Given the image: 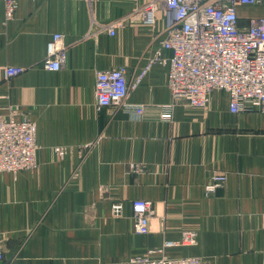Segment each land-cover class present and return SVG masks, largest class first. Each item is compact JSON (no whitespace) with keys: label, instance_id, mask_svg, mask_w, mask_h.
<instances>
[{"label":"crops","instance_id":"1","mask_svg":"<svg viewBox=\"0 0 264 264\" xmlns=\"http://www.w3.org/2000/svg\"><path fill=\"white\" fill-rule=\"evenodd\" d=\"M148 1L21 0L12 17L0 1V67H24L10 79L0 69V118L18 108L37 123V164L0 172V264L159 256L185 229L197 232V243L167 247V255L264 264L262 113L231 112L221 90L204 107L176 101L161 61L130 87L127 105L96 107L97 71L124 66L131 84L156 50L171 55L162 21L150 24L139 10ZM256 8L264 14L240 6L242 21ZM56 31L68 55L54 71L43 59ZM217 174L225 180L209 191ZM135 197L153 202L148 233L135 230ZM115 203L123 205L119 216Z\"/></svg>","mask_w":264,"mask_h":264},{"label":"built area","instance_id":"2","mask_svg":"<svg viewBox=\"0 0 264 264\" xmlns=\"http://www.w3.org/2000/svg\"><path fill=\"white\" fill-rule=\"evenodd\" d=\"M5 4L7 17H12L21 0H0ZM92 1V0H86ZM240 6L264 7V0H149L139 10L150 24L161 20L165 37L162 47L171 51L163 57L161 50L142 67L130 84L124 66L97 71L96 107L127 105L131 86L142 82L152 65L161 61L168 65L167 83L176 101L204 107L212 90H221L229 97V109L258 111L264 118V14L249 15L242 21ZM118 22L107 25L111 34ZM68 45L65 35L53 32L47 42L43 66L60 69L66 61ZM5 79L24 71L21 65L0 67ZM137 113L143 105H134ZM37 123L30 117H19V109L0 118V172H16L37 164ZM225 175H214L207 185L213 191ZM122 203L113 205V212L121 215ZM132 218L138 233H148L150 217L154 213L150 199L135 197L131 202ZM197 232L185 229L178 241L166 240L157 251L159 256L142 253L116 264H200L193 256L175 257L165 249L177 244L197 243ZM4 258L0 235V260Z\"/></svg>","mask_w":264,"mask_h":264},{"label":"rangeland","instance_id":"3","mask_svg":"<svg viewBox=\"0 0 264 264\" xmlns=\"http://www.w3.org/2000/svg\"><path fill=\"white\" fill-rule=\"evenodd\" d=\"M251 13H252V15L262 13V9H261V8L253 9V10L251 11Z\"/></svg>","mask_w":264,"mask_h":264},{"label":"bare ground","instance_id":"4","mask_svg":"<svg viewBox=\"0 0 264 264\" xmlns=\"http://www.w3.org/2000/svg\"><path fill=\"white\" fill-rule=\"evenodd\" d=\"M21 170V169H20ZM12 172V171H11Z\"/></svg>","mask_w":264,"mask_h":264}]
</instances>
